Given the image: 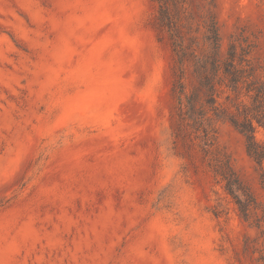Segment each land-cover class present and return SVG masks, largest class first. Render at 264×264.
I'll use <instances>...</instances> for the list:
<instances>
[{"label": "rangeland", "instance_id": "374dc122", "mask_svg": "<svg viewBox=\"0 0 264 264\" xmlns=\"http://www.w3.org/2000/svg\"><path fill=\"white\" fill-rule=\"evenodd\" d=\"M253 82L264 0H0V264H264Z\"/></svg>", "mask_w": 264, "mask_h": 264}, {"label": "trees", "instance_id": "16d2710c", "mask_svg": "<svg viewBox=\"0 0 264 264\" xmlns=\"http://www.w3.org/2000/svg\"><path fill=\"white\" fill-rule=\"evenodd\" d=\"M164 15H165V13L163 14V16ZM207 38L214 44L215 49L218 50L220 48V38H219L218 28H217L215 22L213 23V26L211 27L210 33L208 34ZM174 45H175L174 49L176 50L177 57H178V63H180V68L182 70L184 58L187 56V53L182 48V46H180V44H177L174 42ZM177 46H178V50H177ZM230 59H232V57L229 58V60L226 62L225 73L232 75L231 81L233 83H238L240 81V79L238 78L239 69H235L234 63H233V61H230ZM179 87H180V89H179V93H180L179 94V105H180V108H182V110H184V108H186V111H183V114L185 115V117L192 118V113L196 111V107H197V103H196L197 94L196 95L193 93L190 95L186 94L184 84L181 81H179ZM248 91L249 92L250 91L255 92V95L253 97L254 100H259L260 98H264V84L263 83L255 85L253 82L252 85L250 84ZM235 125L246 136L247 146H248L247 148H248L250 155H255L256 151L254 150L253 145H254V142L256 139H255V134H254L255 127H254L253 122L251 120H247L245 122L244 126L241 124L239 126V124H237V123H235ZM224 177L227 180V184H226L227 190L229 192H231L232 194H235V192L240 189L239 187H241L238 178H236L234 176L230 177V178L227 176H224Z\"/></svg>", "mask_w": 264, "mask_h": 264}]
</instances>
